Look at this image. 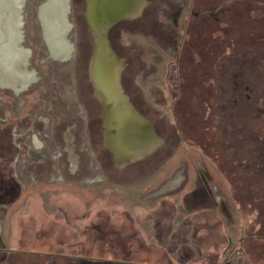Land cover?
I'll use <instances>...</instances> for the list:
<instances>
[{
  "label": "flooded vegetation",
  "instance_id": "obj_1",
  "mask_svg": "<svg viewBox=\"0 0 264 264\" xmlns=\"http://www.w3.org/2000/svg\"><path fill=\"white\" fill-rule=\"evenodd\" d=\"M47 1L25 0L0 22V38L19 36L23 24L37 73L0 79V264H133L135 254L205 264L196 237L210 218L224 227L208 235L222 252L203 259L246 258L248 244L263 240L241 226L249 205L264 208V124L246 128L264 122V65L248 64L245 42L248 32L264 40V0H145L139 18L111 31L127 63L125 91L170 148L154 172L114 162L104 146L85 0L59 10L56 34L72 54L57 58L45 42ZM249 65L260 68L259 83L246 79ZM170 180L182 190L157 196ZM102 249L109 257L94 255Z\"/></svg>",
  "mask_w": 264,
  "mask_h": 264
},
{
  "label": "water",
  "instance_id": "obj_2",
  "mask_svg": "<svg viewBox=\"0 0 264 264\" xmlns=\"http://www.w3.org/2000/svg\"><path fill=\"white\" fill-rule=\"evenodd\" d=\"M24 2L0 0V18L3 16L0 22H9L6 17L13 15L9 10L22 8ZM145 5V0H85L87 36L91 46L88 80L100 109L104 146L113 161L123 166L149 163L165 150L164 140L156 133L153 124L134 107L123 87L127 63L116 52L110 39L111 31L119 24L139 18ZM61 8L68 11L69 0H48L41 13L48 29L45 42L52 56L64 54L65 49L66 39L63 35L61 38L57 36L63 32L56 34L61 30ZM19 20L21 22V18ZM21 27L19 36L0 38V79H37L33 52L22 23ZM166 187L159 189L157 196L165 194Z\"/></svg>",
  "mask_w": 264,
  "mask_h": 264
},
{
  "label": "rangeland",
  "instance_id": "obj_3",
  "mask_svg": "<svg viewBox=\"0 0 264 264\" xmlns=\"http://www.w3.org/2000/svg\"><path fill=\"white\" fill-rule=\"evenodd\" d=\"M45 12L47 14H49L48 9L45 10ZM26 31V30H25ZM263 32H264V26H263ZM254 36L252 34H250V32H248L247 35V39L245 42V50L247 52V57H248V64L252 65V63H255V65H258L259 67H261V65H264V40L263 42H259L262 41L260 39H258L259 41H257L256 39H253ZM72 54V51H67L64 52L63 55H58L55 56L54 58L60 57V56H64V57H70ZM262 54V55H261ZM249 65V68L246 72V79H248V81L250 83H259V82H255L256 79V75L259 74L257 71H259V67L258 69H254L253 67L251 68ZM263 67V66H262ZM264 70V69H263ZM264 72V71H263ZM264 74V73H263ZM87 77H88V72H87ZM43 80V76L41 77ZM264 88V83H260L259 87ZM92 89V88H91ZM100 111V110H99ZM257 122V124H256ZM261 124L263 125V116L261 117V119L259 121H249V123H247V129L249 128H260ZM168 154V151L170 150V148H166L165 149ZM164 152L162 155H158L155 158H153L149 163H147L148 165V170L150 172H154L156 171L161 165V157L164 155ZM134 165V164H133ZM132 166V165H130ZM143 175H139L137 177H133L132 180H137L138 178H141ZM228 186V185H227ZM226 186V189H228V187ZM238 192V191H237ZM253 198V196L249 195L247 199H251ZM256 200L258 199L257 197L255 198ZM264 199V198H263ZM232 208H238V206H236L233 203V200H229ZM248 203H254L251 201H249ZM261 208H257L255 205H250L247 208V213H249L247 215V218L244 217L243 223L241 226L242 231L244 229L246 230H254L253 233H257L259 232L260 236H263V240L261 241V243H252V244H248L247 247V257L246 258H242V260L238 261L237 264H264V208L262 209V211H260ZM262 212V213H261ZM261 215V216H260ZM198 214H193L191 217L192 220H196ZM212 216H209V218ZM258 217H260V219H262V222L259 224V220ZM210 222H206V221H199L201 224L198 226L199 228V235H197L196 239L199 237L200 239L204 240V244H203V254L198 257V260L200 259L201 262H205V264H210L209 261H206V259H203V257H205L206 255H208V253L211 255H220L221 254V248H218L220 246H218V243H216L215 240H213L214 238L211 236H208L211 233H216L220 234L224 232V227L222 226V223L218 221H214L213 219L210 218ZM236 224L239 225V219L236 218ZM227 226L229 228V230L233 231L235 230V227L232 225V223L227 222ZM255 233V234H256ZM254 234V235H255ZM219 241L221 240V238H216ZM224 239H222L223 241ZM97 250V249H96ZM104 249H102V252L100 253H96L94 255H97V257H109V256H105L102 253ZM109 253V252H107ZM211 255V256H212ZM119 260H123L121 258H119ZM127 261L135 264V263H140V264H161L159 260L154 259V258H149L148 256H145L143 254H135L133 256L128 257V259H126ZM234 264V263H233Z\"/></svg>",
  "mask_w": 264,
  "mask_h": 264
},
{
  "label": "crops",
  "instance_id": "obj_4",
  "mask_svg": "<svg viewBox=\"0 0 264 264\" xmlns=\"http://www.w3.org/2000/svg\"><path fill=\"white\" fill-rule=\"evenodd\" d=\"M178 182L176 181V180H170V181H168L164 186H168V187H166V190L164 191L165 192V194H161L160 196H168V195H174V194H176L177 192H179V191H181L182 190V188H183V186H182V188H181V190H177V188H178ZM162 188V187H161ZM160 188V189H161ZM179 189V188H178ZM159 191V190H158ZM163 192V193H164ZM23 205L25 206V204L23 203Z\"/></svg>",
  "mask_w": 264,
  "mask_h": 264
},
{
  "label": "bare ground",
  "instance_id": "obj_5",
  "mask_svg": "<svg viewBox=\"0 0 264 264\" xmlns=\"http://www.w3.org/2000/svg\"><path fill=\"white\" fill-rule=\"evenodd\" d=\"M48 12H49V10H48Z\"/></svg>",
  "mask_w": 264,
  "mask_h": 264
}]
</instances>
